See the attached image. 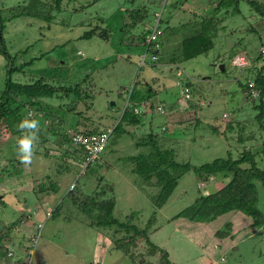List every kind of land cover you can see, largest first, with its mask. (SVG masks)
Here are the masks:
<instances>
[{"label": "rangeland", "instance_id": "rangeland-1", "mask_svg": "<svg viewBox=\"0 0 264 264\" xmlns=\"http://www.w3.org/2000/svg\"><path fill=\"white\" fill-rule=\"evenodd\" d=\"M252 1L264 5V0ZM216 3L62 0L58 10L55 0H0V50L8 56L0 51V93L7 66L11 65L24 67V73L12 76L16 81L43 79L53 86L78 87L83 101L74 100L73 114L66 112V98L41 103L47 113L64 112L62 128L78 131L82 124L98 130L113 129L131 92L144 98L145 87L149 86L156 96L146 104L145 111V100L139 103L143 125L132 130L121 124L126 132H113L105 150L85 169L76 162L68 172L58 174L66 162H72L63 154L67 146L58 147L60 138L48 137V156L40 148L31 166L22 165L16 157L18 135L1 139L0 223H17L16 232L12 231L15 241L4 240L5 250L14 251L16 259L27 264H264V226H252L251 218L245 215L230 212L203 223L172 220L201 195L222 188L225 178L221 174L209 180L200 179L192 171L184 174L166 205L157 212L153 228L158 230L149 234L148 242L167 253V258L153 251L147 240L130 246L125 256L108 238L122 235L115 234L114 229L88 227L86 222L91 219L73 208L67 194L75 182L73 193L78 197L92 196L95 191L101 199L115 197L113 218L124 222L131 213L138 212L134 224L143 228L154 212L151 196L158 189L145 185L132 170V159L151 152L135 146L142 135L152 132L160 139L162 149L174 148L176 162L197 167L227 159L229 154L237 159L244 150L255 153L259 149L264 135L260 137L262 133L253 124L256 112L244 101L237 83L243 70L231 63L235 49L251 60L264 52V19L256 15L247 0L236 4L240 12L232 5L228 14L224 10L214 13ZM158 16L162 44L157 60L152 61L151 52L145 56L138 38L154 28ZM212 16L218 25L214 47L181 64L170 63L178 57L181 41L200 33L199 22ZM90 30L95 31L90 38L80 39ZM150 103L163 112L149 110ZM251 133L255 134L254 140L238 142L240 135L248 138ZM52 182H57L55 193L40 192ZM201 184L203 188L198 187ZM256 187L257 207L264 215V190L259 183ZM227 221L233 225L230 229L225 227ZM18 241L24 249H17Z\"/></svg>", "mask_w": 264, "mask_h": 264}, {"label": "trees", "instance_id": "trees-1", "mask_svg": "<svg viewBox=\"0 0 264 264\" xmlns=\"http://www.w3.org/2000/svg\"><path fill=\"white\" fill-rule=\"evenodd\" d=\"M240 1L244 0H217L213 11L215 13L224 10V13L228 14V8L235 5L236 11L240 12L238 11V5H236ZM247 1H249V4L255 11L256 15H258L260 19H264V5L259 6L252 0ZM61 2L62 0H55L56 9L60 10ZM213 18L214 16L208 19H203L199 22L201 25L200 33L183 39L180 43V52L178 57L172 59L170 63L181 64L182 62L189 61L207 53L214 47L213 39L217 35L218 25L217 23H214ZM160 20L161 19H159L157 23V29L159 26L158 24L161 22ZM140 21H144L143 17L140 18ZM135 23L136 21L132 22V24ZM222 28L223 27H221V29ZM158 30L160 31V29ZM150 32L151 29L147 30L138 39H141L143 42L142 45L145 56L147 57V54L151 52V60L156 61L157 53L162 44L161 39H159V36H161L162 33L160 31L156 40L151 44V46L146 48L144 44ZM94 33V30H90L80 36V39H88ZM256 33L258 34L257 31ZM240 44H242V41L236 45ZM155 45H157V48ZM238 48H241V46ZM263 50L264 44H262V51ZM0 51L6 56V58H8L4 51ZM240 51L241 50L235 49L232 57L240 55L243 56L244 53H241ZM244 57L247 64L239 68H242L243 75L240 79H237V83L243 95L244 101L251 104L252 109L256 112L253 124L259 128V131L262 133V135L260 134V137H262L264 135V55L261 54V52H258L257 57L253 60L245 55ZM260 62L262 63L260 64ZM259 64L260 66H258ZM23 69L24 67L22 66H7V78L4 90L0 93V141L1 139L5 141L6 138L4 139V136L7 135H19L16 127L17 123L24 116H26L29 111H31L34 114V117L40 120L41 125L39 133L40 140L35 154L38 155L40 151L39 149L42 148L43 155L45 157L48 156L49 151L45 148V144L48 143V137L60 138L59 143L57 142V145L60 148H62L63 145L67 146V149L63 151V154L66 159H71L72 162H66V164H64L65 166L58 170V174L68 172L73 163H82L86 159L85 149L70 144L73 136L97 135L107 130H112L111 134L115 131H119L118 133L122 134L125 133L126 130L121 127V124L131 127L132 130L139 128L143 125L140 118L142 114H139L140 112L137 109L139 103L141 100H145V111L147 110L146 104L149 103L153 97H156L154 89L148 85H146L148 86L147 88L145 87L146 97L144 98L138 96L137 94L133 96V92H131L126 100L125 108L120 121L113 129L102 128V130H98L95 127L89 128L87 125L82 124V129L79 131L77 129L67 130L64 127V129L62 128L66 118L65 117L64 120L62 118V116H64V112L57 110L55 112L49 111L47 113V108L43 107L41 103L42 101L45 102V100L48 99L66 98L69 100V104H66V112L73 114L75 109L74 100L80 101L81 103L83 101L78 87L67 88L64 86H53L51 84H47L43 79H29L27 82L14 80L12 76L14 74L18 76L20 73H24ZM184 90L187 95H189L188 97H190V91L187 88ZM148 105L149 110L154 109L156 111L157 106L154 107L152 103ZM135 111H137L138 114H136ZM226 117L227 115L224 114L223 118ZM228 125L231 126L229 123ZM213 130L215 133L219 132V130L215 128H213ZM254 135V133H251V137L248 138H244L240 135L238 142L242 144L245 143L247 139L254 140ZM142 137L139 142L135 144V146L138 148L146 147L150 149L151 152L147 155H137L134 159H132V170L142 179V181H144L145 185L158 189L157 194L151 196L154 212L150 215L149 220L143 228H139L134 224V221L138 217V212L131 213L126 217L124 222H119L113 218V211L116 202L115 197L101 199L100 194L98 196L96 191L93 192L92 196L81 195L82 197H78L73 193L76 187L75 182L70 185L72 188L70 189L69 187L67 190V194L71 198L70 200L73 208L78 210L79 213L81 212L84 214L85 217L91 219L88 223L86 222L88 227H101L106 230L110 229L109 231L114 229L115 234L122 235L119 238L115 235L108 236V238L116 244L117 250H121L125 253V256L129 252L130 246L140 244L142 241L147 240V243L151 245L153 251H158L161 255H165V258H167V253H164L161 249L148 242L149 234L158 230V228H153L156 223L157 212L166 205L177 187L179 179L190 171L203 180H209L210 178L221 174L222 178H225V184L214 193L198 197L191 206L181 211L174 218H172V220L183 218L188 219L191 222L203 223L214 221L218 217L230 212H238V215H245L251 218L253 222L252 226L257 228L264 226V215L257 207L258 192L256 187V184L259 183L264 190V141L255 153L251 152V150H244L237 159H233L229 154L227 159H217L212 163H207L197 167L191 165L190 163L179 164L176 162L174 148L168 147L162 149L159 146V143L161 142L160 139L152 132L147 133L145 136L142 135ZM2 145L3 142H0V147ZM163 147L165 146L163 145ZM198 187L203 188V185L201 184V186ZM56 188L57 182H52L47 189L42 187L40 192L45 193L44 191L51 190L55 193ZM105 188L108 190L112 189L111 186H106ZM58 208L56 210H58ZM95 213H97V216H93ZM231 226H233L231 222L225 224L227 229H230ZM16 227V222L9 226L1 225L0 223V262L2 261L4 264L26 263L22 262L21 259H16L14 251L13 256L9 257V252L5 250L7 248V241H15L12 231L14 230V232H16ZM106 238L107 236L105 239ZM4 240H6V242ZM16 246L18 250L24 249L21 241H18ZM127 250L128 252L126 253ZM132 256L133 255L129 257L132 258ZM13 259L14 262H12ZM138 263L142 264V261H139ZM164 264H170V262L168 263L165 261Z\"/></svg>", "mask_w": 264, "mask_h": 264}, {"label": "built area", "instance_id": "built-area-1", "mask_svg": "<svg viewBox=\"0 0 264 264\" xmlns=\"http://www.w3.org/2000/svg\"><path fill=\"white\" fill-rule=\"evenodd\" d=\"M156 23L154 28L151 30L149 36H147L144 46L148 48L156 40L157 36L160 34V31L157 29V23L159 21V16L156 18ZM157 48V45H155ZM264 55V52L262 53ZM144 56L142 57L141 63L143 62ZM154 59V58H153ZM235 67H243L247 64L245 57L237 56L233 59L231 63ZM157 111H162L161 108H157ZM138 114L137 111H135ZM112 130H107L105 132L99 133L97 135L84 136V135H75L73 136L71 143L74 146L81 147L86 151V159L82 162L84 169L89 166L90 163L95 161L99 154H101L106 147V144L109 140ZM72 187H70L71 189ZM9 257L13 256V251L8 253ZM27 264V262L25 263ZM29 264V263H28Z\"/></svg>", "mask_w": 264, "mask_h": 264}, {"label": "clouds", "instance_id": "clouds-1", "mask_svg": "<svg viewBox=\"0 0 264 264\" xmlns=\"http://www.w3.org/2000/svg\"><path fill=\"white\" fill-rule=\"evenodd\" d=\"M16 127L19 133L15 139L16 157L22 165L31 166L40 140V120L29 111L26 116L18 121Z\"/></svg>", "mask_w": 264, "mask_h": 264}, {"label": "water", "instance_id": "water-1", "mask_svg": "<svg viewBox=\"0 0 264 264\" xmlns=\"http://www.w3.org/2000/svg\"><path fill=\"white\" fill-rule=\"evenodd\" d=\"M221 69L223 70V66H221Z\"/></svg>", "mask_w": 264, "mask_h": 264}]
</instances>
